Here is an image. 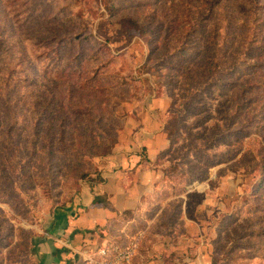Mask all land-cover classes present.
<instances>
[{
  "label": "rangeland",
  "instance_id": "1",
  "mask_svg": "<svg viewBox=\"0 0 264 264\" xmlns=\"http://www.w3.org/2000/svg\"><path fill=\"white\" fill-rule=\"evenodd\" d=\"M151 124L154 196L96 229L120 264H264V0H0V264Z\"/></svg>",
  "mask_w": 264,
  "mask_h": 264
},
{
  "label": "crops",
  "instance_id": "2",
  "mask_svg": "<svg viewBox=\"0 0 264 264\" xmlns=\"http://www.w3.org/2000/svg\"><path fill=\"white\" fill-rule=\"evenodd\" d=\"M160 104L154 103L152 110L159 111ZM162 132L160 124H151L130 136L108 159L100 182H86L73 200L53 209L35 241L36 264H80L85 252L108 240L96 232L98 226L109 225L119 212L141 207L154 196L163 178L162 170L153 168L167 146ZM95 197L108 203L95 202Z\"/></svg>",
  "mask_w": 264,
  "mask_h": 264
},
{
  "label": "built area",
  "instance_id": "3",
  "mask_svg": "<svg viewBox=\"0 0 264 264\" xmlns=\"http://www.w3.org/2000/svg\"><path fill=\"white\" fill-rule=\"evenodd\" d=\"M137 241L130 242V244L124 248L120 247L118 244H108L103 248H99L98 253L101 257V264L130 262L137 251L140 239L138 238ZM112 255H114V258H112Z\"/></svg>",
  "mask_w": 264,
  "mask_h": 264
},
{
  "label": "trees",
  "instance_id": "4",
  "mask_svg": "<svg viewBox=\"0 0 264 264\" xmlns=\"http://www.w3.org/2000/svg\"><path fill=\"white\" fill-rule=\"evenodd\" d=\"M123 22H129V23H131L132 24V26H136L135 28H138V24H137V22L136 21H134L133 19H131V18H129V19H123ZM70 39V38H69ZM70 42L72 43L73 42V38H71L70 39ZM95 113V110H92V109H90L88 112H87V115L89 116V117H91V121H93V122H95L94 124H90L89 125V133H95L96 132V127L97 126H99V124L101 123V120H100V117H98V118H94L92 115ZM100 120V121H99ZM85 128H86V126H85ZM100 130H103L101 127H100ZM8 131L9 130H6L5 131V134H7L8 133ZM167 132V131H166ZM165 132V133H166ZM174 133V131L172 130H170L169 132H167L166 133V135H167V137H168V139H170V137H171V135ZM4 134V135H5ZM95 202H104L105 204H107L108 202H107V200L105 201V200H103V197H95ZM126 211V210H125ZM124 211V212H125ZM119 213H123V212H119ZM113 221V220H112ZM111 221V222H112ZM110 224L111 223H109V225L107 224V225H103V226H98L96 229H101L103 232H105V231H108V230H111L110 229ZM106 236L107 237H109V239H111L112 241H114L116 244H119L118 242H117V240L116 239H114V236H113V233L111 232V235L110 236H108L107 234H106Z\"/></svg>",
  "mask_w": 264,
  "mask_h": 264
}]
</instances>
